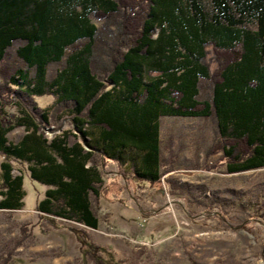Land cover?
<instances>
[{"label": "trees", "instance_id": "trees-1", "mask_svg": "<svg viewBox=\"0 0 264 264\" xmlns=\"http://www.w3.org/2000/svg\"><path fill=\"white\" fill-rule=\"evenodd\" d=\"M165 117L213 120L210 153L228 174L264 168V0H0V210L23 207L11 163H25L48 187L44 219L97 229L108 163L133 184L160 182ZM62 118L75 140L45 135ZM73 232L86 259L108 264Z\"/></svg>", "mask_w": 264, "mask_h": 264}, {"label": "rangeland", "instance_id": "rangeland-1", "mask_svg": "<svg viewBox=\"0 0 264 264\" xmlns=\"http://www.w3.org/2000/svg\"><path fill=\"white\" fill-rule=\"evenodd\" d=\"M52 103L36 99L41 109ZM51 124L41 125L48 139L78 135L66 119ZM215 131L213 120L162 118L160 182L133 184L108 163L97 229L44 219L37 205L48 187L30 178L27 164L12 162L25 196L20 210H0V264H94L80 252L73 230L81 229L108 264H264V168L228 174L222 154L210 153ZM25 133L16 128L8 143Z\"/></svg>", "mask_w": 264, "mask_h": 264}]
</instances>
